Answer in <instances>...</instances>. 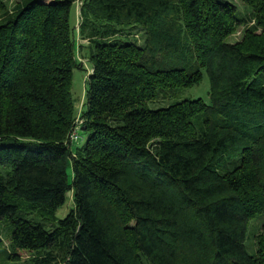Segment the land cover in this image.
<instances>
[{
    "label": "trees",
    "instance_id": "1",
    "mask_svg": "<svg viewBox=\"0 0 264 264\" xmlns=\"http://www.w3.org/2000/svg\"><path fill=\"white\" fill-rule=\"evenodd\" d=\"M239 1L0 0V264H264V0ZM202 73L208 102L174 99Z\"/></svg>",
    "mask_w": 264,
    "mask_h": 264
},
{
    "label": "rangeland",
    "instance_id": "2",
    "mask_svg": "<svg viewBox=\"0 0 264 264\" xmlns=\"http://www.w3.org/2000/svg\"><path fill=\"white\" fill-rule=\"evenodd\" d=\"M234 4L237 5L239 9L244 10L243 4L239 0H230ZM74 11V12H73ZM74 13L75 10L73 9L71 12V22L74 23ZM241 35V31L230 36L228 39L229 41H234L238 39ZM81 58V57H79ZM82 68H73L72 70V79H71V94L73 101L77 107V111L80 110L81 104L83 103L84 99V89L86 87V77L88 71L90 70V63L83 58L80 59ZM208 90H209V81L205 73H202L201 79L197 84L191 85L187 88H182L178 90L175 100H181L184 98L192 99V98H201L204 102H208ZM163 104H154L152 102L148 103L150 108H155ZM80 133V130H79ZM80 138L78 141H74L71 143V147L75 148L80 146L84 142V135L80 133ZM71 173L70 167L67 165V175L69 177ZM70 178V177H69ZM70 198V197H69ZM71 200L67 199L65 203L56 211V217L61 218L64 216L68 209L70 208ZM263 215H256L252 220H250L248 224V229L245 234L244 239V246L248 253H252L254 250V246L252 244L253 232L258 230V227L263 219ZM1 235V233H0ZM2 236V235H1Z\"/></svg>",
    "mask_w": 264,
    "mask_h": 264
},
{
    "label": "built area",
    "instance_id": "3",
    "mask_svg": "<svg viewBox=\"0 0 264 264\" xmlns=\"http://www.w3.org/2000/svg\"><path fill=\"white\" fill-rule=\"evenodd\" d=\"M79 128H80V119L77 117L68 135L69 142L72 143L74 141H78V139L80 138Z\"/></svg>",
    "mask_w": 264,
    "mask_h": 264
},
{
    "label": "water",
    "instance_id": "4",
    "mask_svg": "<svg viewBox=\"0 0 264 264\" xmlns=\"http://www.w3.org/2000/svg\"><path fill=\"white\" fill-rule=\"evenodd\" d=\"M66 195H67V196H70V191H67V192H66Z\"/></svg>",
    "mask_w": 264,
    "mask_h": 264
}]
</instances>
